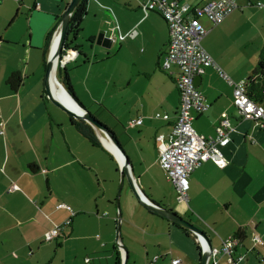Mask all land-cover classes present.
Masks as SVG:
<instances>
[{"label": "crops", "instance_id": "crops-1", "mask_svg": "<svg viewBox=\"0 0 264 264\" xmlns=\"http://www.w3.org/2000/svg\"><path fill=\"white\" fill-rule=\"evenodd\" d=\"M1 1L0 264H87L86 259L122 264L118 242L128 252L125 264H172L175 259L201 264L194 236L143 206L126 180L118 210L117 159L109 149L92 146L74 127L75 119L48 98V37L59 28L70 0ZM168 1L201 7L212 0ZM235 1L241 9L218 26L206 17L200 23L208 30L205 50L232 81L240 82L251 75L264 47V0ZM142 2L86 0L79 31L67 43L79 51L78 58L60 68L57 78L67 79L74 101L114 133L142 195L188 220L214 248L241 232L237 253L244 259L237 264H264V248L251 242L255 232L264 240V123L239 117L232 85L207 68L198 89L210 108L196 116L193 128L209 137L228 119L233 130L221 152L229 163L223 169L212 161L202 163L189 176L187 204H178L175 186L159 165L156 141L170 132L180 107L178 69L162 70L169 28L158 13H146ZM106 24L118 26L122 39L111 41ZM100 34L107 48L97 43ZM14 73L21 77L16 89L9 84ZM138 119L141 125H130ZM13 184L19 189L10 192ZM58 203L71 206L74 215L56 209ZM69 219L57 239L45 240L46 231Z\"/></svg>", "mask_w": 264, "mask_h": 264}, {"label": "built area", "instance_id": "built-area-1", "mask_svg": "<svg viewBox=\"0 0 264 264\" xmlns=\"http://www.w3.org/2000/svg\"><path fill=\"white\" fill-rule=\"evenodd\" d=\"M12 1L19 3L21 0ZM257 5L262 6L261 3ZM141 7L146 13H158L169 28V42L167 50L163 54L161 68L164 71H169L173 67L178 69L175 83L180 94V107L170 132L159 134L156 137L159 152L158 161L167 180L175 186L178 204H187L189 176L202 163L212 161L222 169L228 165L229 162L223 156L221 148L230 142L229 135L233 130L230 121L223 119L212 136L204 137L195 131L193 122L196 116L210 108V104L195 85L196 78L202 77L207 68H215L221 77L232 85L234 107L239 117L244 120H253L263 124L264 106L249 96L246 80L232 81L202 45L208 30L202 26L200 18L206 17L214 26H218L232 12L241 9L235 0H212L201 7H192L183 1L143 0ZM58 32L57 30L55 33L49 52H54L58 46ZM110 32L109 39L111 41H115L116 38L122 39L118 35V26H111ZM131 36L133 37L134 33ZM78 55L77 49L63 51L57 59L56 72L74 62ZM155 117L169 119L168 115L156 114ZM141 124V119L130 121L131 126ZM0 133L2 134V132ZM113 155L118 163H121L116 154L113 153ZM18 189L19 187L13 184L9 191L14 192ZM56 209H65L71 212L72 216L74 215L71 206L65 203H58ZM68 225H70V219L63 224L55 225L45 232V240L51 242L57 239L62 228ZM192 235L196 240L200 255L209 249L204 237L198 233H192ZM251 239L254 246L264 248V240L261 235L255 232L251 235ZM239 247H242V240L237 234L222 240L220 248L209 249L208 264H237L244 259L243 254L237 253ZM118 248L123 262L124 250L121 247ZM223 258L225 261H222ZM89 261L86 259L87 264ZM178 263H180L179 259L172 261V264Z\"/></svg>", "mask_w": 264, "mask_h": 264}, {"label": "water", "instance_id": "water-1", "mask_svg": "<svg viewBox=\"0 0 264 264\" xmlns=\"http://www.w3.org/2000/svg\"><path fill=\"white\" fill-rule=\"evenodd\" d=\"M82 0H70L69 4L67 5L66 9L64 10L63 14L60 17V25L59 28L57 29L59 32V38H58V46L54 52H48V58L46 62V73H45V78H44V87L45 91L48 94V98L50 101L58 108H60L62 111L65 113L69 114L72 116L75 120H83L87 124L91 125L92 128L103 135V137L99 136V141L102 144V146L106 149H108L105 144L103 143V138L104 139H109L114 147L117 149V151L122 155L124 158L123 163H119V168H120V185H119V190H118V195H117V206L118 210H120V193L121 189L124 185L125 180L128 182L130 185V188L132 192L137 195L141 201V204L145 206L147 209H149L151 212L173 222L174 224H177L181 226L182 228L192 232V233H198L202 237L205 238L209 249H212V244L208 238V236L196 228L193 224H191L188 220H185L183 217L178 215L177 213L167 210L160 205H157L150 201L144 194L142 195L141 191L139 190V187L132 175V172L130 171L129 167V161L128 157L126 156L123 148L119 144L117 138L114 136V133L104 124H102L98 119L95 118L94 115H92L88 110L80 106L77 102L74 101V99L70 96V94L67 92V90L64 88V86L59 82L57 78V72H56V64H57V59L58 57L62 54L63 51L66 49H74L71 48L70 46L67 45L68 39H69V34H68V28L70 24L71 17L73 13L75 12L76 8L80 5ZM53 32L49 44H48V50L50 49V45L53 41V38L55 36V33ZM105 41L106 38L104 34H100L97 43L102 44L105 48L108 46L103 45L102 41ZM52 76L56 80L58 86L64 90L65 94L67 97L82 111V114H78L74 112L73 110L69 109L62 101L57 99L53 93H52ZM202 77H197L195 80V85L196 87H199L201 84ZM111 151V150H110ZM112 152V151H111ZM113 153V152H112ZM120 222H121V215L119 214L118 218V228H117V233L119 235L120 233ZM118 247H121L125 251V256L123 259L122 264H125L128 260V252L127 250L121 245L120 242H118ZM206 250L205 252L201 253V264H208V258L210 256V251Z\"/></svg>", "mask_w": 264, "mask_h": 264}, {"label": "trees", "instance_id": "trees-1", "mask_svg": "<svg viewBox=\"0 0 264 264\" xmlns=\"http://www.w3.org/2000/svg\"><path fill=\"white\" fill-rule=\"evenodd\" d=\"M86 13V0H82L80 5L76 8L73 13L69 28L68 34H73L75 37L79 31V25ZM50 41V37H48V43ZM68 45V44H67ZM59 82L64 86L67 92L71 97L74 98V95L68 85L67 79L61 80L58 77ZM247 90L249 96L254 99L259 104H264V47L261 51L259 60L257 65L255 66L251 75L247 78ZM9 84L13 89H16L21 84V77L19 73H14L10 79ZM74 127L76 130L94 147L103 148L99 139L96 136L95 130L91 125L87 124L83 120H74ZM185 231L192 234L190 231L184 229ZM241 240H243V236L241 232L236 233Z\"/></svg>", "mask_w": 264, "mask_h": 264}, {"label": "bare ground", "instance_id": "bare-ground-1", "mask_svg": "<svg viewBox=\"0 0 264 264\" xmlns=\"http://www.w3.org/2000/svg\"><path fill=\"white\" fill-rule=\"evenodd\" d=\"M51 82H52V93H53V95L57 99L62 101L69 109L73 110L74 112H76L78 114H82V111L67 97L64 90L58 86V84H57L56 80L53 78V76H52ZM98 134L100 137H103V135L101 133H98ZM103 142L109 150H111L114 154H116V156L121 160V163H123L124 158L122 157V155H120V153L114 147L113 143L109 139L106 140L104 138H103Z\"/></svg>", "mask_w": 264, "mask_h": 264}, {"label": "rangeland", "instance_id": "rangeland-1", "mask_svg": "<svg viewBox=\"0 0 264 264\" xmlns=\"http://www.w3.org/2000/svg\"><path fill=\"white\" fill-rule=\"evenodd\" d=\"M2 2H3V1L0 0V3H2ZM0 14L2 15L1 11H0ZM111 18H112V20H111ZM108 19H109L110 21H113V22H114V18H113L112 16H109ZM109 20H108V21H109ZM112 24H113V23H112ZM112 24H110V25H107V24H106V30L109 29V28H111ZM69 44H70V42H69ZM73 44H74V43H72V45H73ZM58 70H59V69H58ZM58 70H57V71H58ZM59 79H60V78H59ZM44 88H45V87H44ZM49 100H50V99H49ZM102 110H103V111L105 110V114H106V115H109V114H110L109 111L107 110V108H106L105 105L103 106V109H102ZM63 112H64V111H63ZM66 114H67V113H66ZM95 118L98 119V120L102 123V121H101L99 118H97V117H95ZM102 124H103V123H102ZM104 125H105V124H104ZM105 126H106V125H105ZM107 127H108V126H107ZM118 190H119V189H118ZM251 242H252V244H254L252 240H251ZM13 255H16V253H13Z\"/></svg>", "mask_w": 264, "mask_h": 264}]
</instances>
